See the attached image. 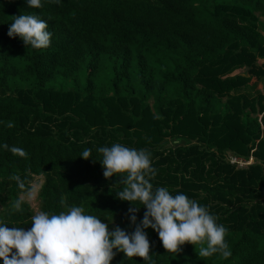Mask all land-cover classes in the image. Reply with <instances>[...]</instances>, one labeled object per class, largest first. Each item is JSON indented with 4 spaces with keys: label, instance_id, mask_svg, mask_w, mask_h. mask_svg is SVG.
Instances as JSON below:
<instances>
[{
    "label": "trees",
    "instance_id": "1",
    "mask_svg": "<svg viewBox=\"0 0 264 264\" xmlns=\"http://www.w3.org/2000/svg\"><path fill=\"white\" fill-rule=\"evenodd\" d=\"M20 14L46 20L47 48L6 35ZM259 84L264 0H42L40 8L0 0V143L27 152L0 149V222L31 227L35 212L22 196L42 177L37 211L75 204L109 229L132 231L130 204L116 197L120 177H103L96 151L118 142L150 153L154 188L184 193L228 229L227 259L199 257L203 245L187 242L167 253L146 229L155 264H264ZM85 148L92 150L87 160L79 157ZM229 156L253 162L239 167ZM110 264L143 258L118 252Z\"/></svg>",
    "mask_w": 264,
    "mask_h": 264
},
{
    "label": "clouds",
    "instance_id": "2",
    "mask_svg": "<svg viewBox=\"0 0 264 264\" xmlns=\"http://www.w3.org/2000/svg\"><path fill=\"white\" fill-rule=\"evenodd\" d=\"M49 2L59 5L62 0ZM24 3L31 8L42 7V0H24ZM13 17L6 33L9 38L18 37L24 46L37 50L50 45L52 33L46 20L35 14ZM0 149L27 157L21 147L0 143ZM91 151L85 148L79 157L87 160ZM96 151L101 154L98 161L103 177H120L117 184L121 187L115 191L116 197L130 204L126 215L133 230L126 231L119 226L109 229L108 222L86 214L82 206L75 204L58 213L37 211L31 216V227L27 229L9 228L0 222V260L3 264H110L118 252L127 258L141 257L143 264H155L153 256L149 255L150 244L145 231L149 228L157 234L167 253L176 255L187 242L194 247L203 245L196 252L199 257L219 253L227 259L231 255L225 240L228 229L216 222L217 217L206 206L182 192L173 195L166 187H153L151 180L156 176V169L152 167L147 150L117 142ZM230 158L235 157L229 156V162ZM240 161L244 163L241 166H245L253 159ZM137 202L144 208L139 222L136 213L141 207L136 206ZM21 203L17 200L14 208L20 210Z\"/></svg>",
    "mask_w": 264,
    "mask_h": 264
},
{
    "label": "rangeland",
    "instance_id": "3",
    "mask_svg": "<svg viewBox=\"0 0 264 264\" xmlns=\"http://www.w3.org/2000/svg\"><path fill=\"white\" fill-rule=\"evenodd\" d=\"M261 63V62H260ZM245 69L238 70L234 72V74H244ZM254 80H252L251 83H253ZM257 90H260L262 93H264V88L262 85L257 86ZM241 167V166H239ZM43 182L42 177H34L31 182V191H29L25 196H22V198L29 204L30 208L36 213L38 208V199H37V193L38 190Z\"/></svg>",
    "mask_w": 264,
    "mask_h": 264
},
{
    "label": "built area",
    "instance_id": "4",
    "mask_svg": "<svg viewBox=\"0 0 264 264\" xmlns=\"http://www.w3.org/2000/svg\"><path fill=\"white\" fill-rule=\"evenodd\" d=\"M230 162L232 163V164H238V165H243L244 163H242L240 160H237V159H235V158H230Z\"/></svg>",
    "mask_w": 264,
    "mask_h": 264
},
{
    "label": "water",
    "instance_id": "5",
    "mask_svg": "<svg viewBox=\"0 0 264 264\" xmlns=\"http://www.w3.org/2000/svg\"><path fill=\"white\" fill-rule=\"evenodd\" d=\"M261 117V116H260Z\"/></svg>",
    "mask_w": 264,
    "mask_h": 264
}]
</instances>
